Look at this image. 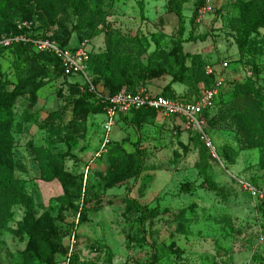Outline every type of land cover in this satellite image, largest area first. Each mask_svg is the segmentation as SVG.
I'll use <instances>...</instances> for the list:
<instances>
[{"label": "rangeland", "instance_id": "rangeland-1", "mask_svg": "<svg viewBox=\"0 0 264 264\" xmlns=\"http://www.w3.org/2000/svg\"><path fill=\"white\" fill-rule=\"evenodd\" d=\"M32 1L28 6L0 0V40L21 33L88 47L91 80L97 78L93 86L100 96H109L117 82L104 56L118 60L122 80L147 65L141 88L165 90L174 101L197 99L209 81L205 67L229 63L224 107L209 124L224 161L208 157L202 163L218 188L212 190L198 166V136L176 117L145 113L134 121L129 115L108 131L105 113L75 110L77 94L70 84H85L81 76H57L53 62L32 50L5 49L0 79L9 83L7 89L22 90L12 129L15 175L27 181L25 192L42 228L53 232L55 227L62 236L51 264H151L154 252L158 264H264L258 246L264 198L239 185L248 180L264 191V28L251 36L243 53L237 42L249 15L243 4L250 0H83L80 8L73 0ZM174 6L183 15L182 29ZM186 54L191 79L172 83ZM248 79L261 99L232 96L234 82ZM118 145L128 153L141 151L139 179L119 173L120 162L112 160ZM37 147L53 154L64 177L42 179ZM186 182L192 188L185 192ZM127 198L156 208L157 214L143 225ZM12 212L0 228V264H22L25 250L34 253L18 225L26 206L15 205Z\"/></svg>", "mask_w": 264, "mask_h": 264}, {"label": "trees", "instance_id": "trees-1", "mask_svg": "<svg viewBox=\"0 0 264 264\" xmlns=\"http://www.w3.org/2000/svg\"><path fill=\"white\" fill-rule=\"evenodd\" d=\"M22 4H26L28 6L33 2L32 0H18ZM66 0H56V3L59 5L61 2ZM83 0H73V4L80 8V4ZM244 7H246L249 15L248 20L240 24L237 36L238 48L241 53H243L249 43V39L251 36L256 33L259 29L264 28V2H259L256 0H250L245 2ZM176 10V14L179 19L180 28H183L184 20L183 15L180 11L179 6H174ZM80 10V9H78ZM21 33L10 34L18 35ZM33 37H48L45 35H28ZM50 38V37H49ZM51 39V38H50ZM58 43V42H57ZM62 48H70L75 49L76 47H69L63 44L58 43ZM14 47L24 48L28 50H32L39 56L47 57L49 60L53 62V71L57 74V76L69 78V76H65L63 72V68L61 66V61L52 53L47 52H36L32 49V46L29 44H24L23 42L15 43L12 45ZM10 46H0V58L5 51V49ZM187 57L189 54L184 55L180 61L179 71L174 75L172 79V83L175 82H185L187 79H191L190 75V67L187 65ZM104 60H110L111 66L108 67L109 75H112L117 82H114L111 86L112 92L109 96H99L97 92L91 91L88 84L82 85L79 82H75L74 84H70L71 88L74 90V93L77 94V100L75 105L76 111L86 110L88 112L95 113H105L107 106L109 105L108 97H111L121 91L123 87H125L124 91L135 93L141 86L143 85V81L148 77V66L141 64L140 67L133 69L127 75L124 76V80H122V75L119 72L118 60L114 57H110L109 59L104 56ZM92 60L90 54L89 61V70L91 69ZM0 74H1V64H0ZM206 77L208 78V83L204 86V88L213 87L215 84V76L208 75L205 70ZM97 78H93L91 83L96 84ZM8 82L4 81L2 78L0 79V228H5L7 223L12 217V210L15 205L20 203L24 204L27 208V213L24 219L19 222L20 231L26 233L30 240L34 245V253L25 250L23 263L22 264H51L53 260V256L56 252L59 251L60 241L62 236L59 235V230L57 228H53V232H47L41 226V219H36L34 216V200L32 196L26 194L25 187L27 181L24 179H19L15 175V138L12 132L13 126H15V113L14 106L18 99V97L22 94L21 88L14 87L12 90L7 89ZM233 88L231 89L232 96L236 99L241 98L243 96L253 95L257 98H260L259 92L255 87V84L252 80H246L244 82H234ZM169 87V86H168ZM167 90V88H166ZM202 92V91H201ZM161 96L169 97L165 90L162 93H158ZM224 92L221 91L216 107L212 111H208L205 113L207 118V128L209 133L211 134V129L209 124H212L216 120L217 115L223 110L224 107ZM200 96V95H199ZM198 96V97H199ZM196 100V99H194ZM259 101L258 99H256ZM186 101V100H181ZM157 111L152 108H140L134 109L131 111L129 115L133 116L134 121L139 118V116L144 115L145 113H156ZM127 115V116H129ZM122 116V117H127ZM194 133V132H193ZM198 136L197 133H194ZM197 142L200 147V153L202 160L199 163V169L202 174H206L205 167L202 163L206 162L207 158L212 156L205 146V144L200 140L199 136L197 137ZM213 139V138H212ZM214 140V139H213ZM215 142V141H214ZM216 144V143H215ZM219 148V147H218ZM116 151L112 152V160L113 162H120L121 171L119 173H126L129 177H134L135 179H139L142 173V168L144 164V156L142 155L140 150H136L135 153L126 152L120 145L116 146ZM37 158L40 163L42 179L46 181H52L55 178H62L66 175V173L54 166L52 159L53 154L48 152L43 147H37L35 149ZM219 152L224 161V156L221 153L219 148ZM118 172L116 175H121ZM205 182L208 183L209 189L217 190V186L208 179L205 175ZM192 188V185L189 182L181 185L182 191H189ZM128 203L132 205L139 214L140 221L144 225L145 222L152 216L157 214V209H150L145 205L140 204V202L133 198H127ZM159 263V255L157 252L153 254V262L151 264Z\"/></svg>", "mask_w": 264, "mask_h": 264}, {"label": "built area", "instance_id": "built-area-1", "mask_svg": "<svg viewBox=\"0 0 264 264\" xmlns=\"http://www.w3.org/2000/svg\"><path fill=\"white\" fill-rule=\"evenodd\" d=\"M20 42L29 44L38 53L47 52L54 54L60 59L65 76H81L85 80V84L89 85L90 90L95 91L91 83L89 70L91 50L88 47L83 45L75 49L62 48L49 37H33L23 34L3 37L0 40V44L3 46H12ZM228 67L229 63L227 62L221 63L219 68L208 64L205 67L206 73L215 76V84L213 87L204 88L200 96L193 101L170 100L145 88H139L135 93L121 91L108 97L109 105L105 111L107 130L110 131L120 117L129 115L134 109L152 108L164 116L176 117L185 129L197 133L200 140L209 150L213 160L223 164L219 148L208 131L205 113L212 111L216 107L218 97L226 84L224 71ZM239 185L244 190L264 198V191L258 190L248 180H239ZM258 246L259 250L264 253V236L262 235L259 236Z\"/></svg>", "mask_w": 264, "mask_h": 264}]
</instances>
